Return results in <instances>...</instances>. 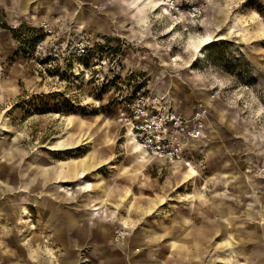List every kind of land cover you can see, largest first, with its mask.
Instances as JSON below:
<instances>
[{
  "label": "rangeland",
  "instance_id": "rangeland-1",
  "mask_svg": "<svg viewBox=\"0 0 264 264\" xmlns=\"http://www.w3.org/2000/svg\"><path fill=\"white\" fill-rule=\"evenodd\" d=\"M39 1L31 4L41 16L32 19L22 13L8 23L0 11V151L9 150L0 165L38 189L29 198L17 192V177L3 178L9 187L0 201L40 206L17 221L26 235L61 260L45 217L54 227L64 221L71 264H161L147 254L158 250L177 264H264V0H162L166 6L147 18L135 14L137 0H57L58 18L71 11L63 25L45 20L53 5ZM12 24L67 29L93 46L80 70L44 71L18 52ZM209 34L212 43L192 58L190 37ZM127 90L174 101L186 118L204 115L202 136L184 140L177 165L142 159L128 144L116 123ZM186 165L197 175L179 179ZM70 216L82 218L86 234L66 226ZM185 224L192 248L177 244L173 257ZM96 242L104 244L100 254Z\"/></svg>",
  "mask_w": 264,
  "mask_h": 264
},
{
  "label": "built area",
  "instance_id": "built-area-1",
  "mask_svg": "<svg viewBox=\"0 0 264 264\" xmlns=\"http://www.w3.org/2000/svg\"><path fill=\"white\" fill-rule=\"evenodd\" d=\"M18 52L27 54L45 71H76L84 66L93 44L86 37L74 36L68 30L41 24L38 28H22L12 24ZM101 48L104 45L97 44ZM115 64V60L113 61ZM4 69L0 63V80ZM116 123L153 159L173 162L181 156L184 140L200 136L204 115L196 112L186 118L170 101L152 92L124 91L119 95ZM186 146V145H185Z\"/></svg>",
  "mask_w": 264,
  "mask_h": 264
},
{
  "label": "crops",
  "instance_id": "crops-1",
  "mask_svg": "<svg viewBox=\"0 0 264 264\" xmlns=\"http://www.w3.org/2000/svg\"><path fill=\"white\" fill-rule=\"evenodd\" d=\"M11 1H12V4H10ZM32 1H30V0H10V1L9 0H0V11L3 12L5 21H7L8 23H12L13 21H11V18H19V16H22L21 15L22 13L25 16L30 15V18L35 16V14L38 17L41 16L40 10L37 11V9L34 6L35 3L31 4ZM35 1H37V0H35ZM46 1L50 2L53 5V12L54 13L51 17L45 16V18H44L45 20H48L52 24L59 25V23H62V25H63L65 23L66 19H70V16H71L70 9L68 10V12L61 14L62 15L61 18H58V16H59L58 13L60 11L59 6H61L64 2L69 3V0H64V2L63 1L59 2V3H57V5H56L57 0H40L39 2L45 3ZM23 4H24V7H23ZM35 11H37V12L34 14L33 12H35ZM37 13H39V14H37ZM1 87H2V83L0 85V91L2 90ZM0 152H2L3 156H7V153L9 152V150L4 149V150H1ZM137 153H140V152L137 151ZM140 155H142V154L140 153ZM175 165H177V164H175ZM2 168L3 167L0 165V196L3 192H5V190H7V187H9V186H5V187L3 186V185H7L5 183L6 181L3 180V178H6L7 181L8 180L13 181L17 177L16 178L17 179V185H18L17 189L19 190L17 192L21 193V191L24 189V192L29 195V198L31 196H33L32 195L33 193L38 192L37 182L34 181V179H32L31 177L29 178L28 181H26V178H24V176L21 174V172L16 171L17 169L16 170L14 169L13 174H11V176H9L6 174L5 170H2ZM32 168L35 170L37 169L36 165ZM24 182L27 184V185H25V187L23 186ZM1 186H2V189H1ZM20 186H21V188H19ZM13 197L10 198L7 202L0 201V264H20L17 261V260H21L23 258V255L20 254V252L24 253L25 264H71L72 263V255H71L72 253L68 252L67 245L65 244V240L63 238V235H64L63 229L65 227V225L63 223L64 221L62 222L63 224L62 223L60 224V226L54 227L53 223L48 221V218H47L48 215L45 217V222H46V224H48L46 226V230L51 232L50 235L45 233V236L52 239L53 242H56L58 246H61V248L64 249V254H63L62 259L58 260L55 252L52 251V249H51V252H50L49 248L45 249L47 251L40 250V247L35 245V243L37 244L40 242L39 238L36 235L33 236L31 234H30L31 236H27L26 233L28 231H25V229L23 230L19 226L20 224H18V222L20 223V221H21L20 219H23V218H24V220L27 219L26 216H24V215L22 217V214H24V212H27L28 210L32 211V210H34V208L38 209L40 206L37 204V205H35L36 207L32 208V205L29 207H27L26 205H24V206L19 205V203H15ZM47 209L48 208H46V211H47ZM80 221H82V218L77 219V218H73V216H70L66 219V226H68L69 229L74 228V226L78 227V224L80 223ZM8 224L13 225V228L10 229V231H7ZM172 226H174L173 232L176 231L177 230V221H175ZM185 227L187 228V230H183V227H182L179 238H177V235H176L175 242H173L171 244V248L175 249V251L172 250V252H170L169 254L173 257L177 256V244H179L180 249L192 248V246H190L191 241H188V238L189 237L191 238L192 235H191V233L188 232L189 228L186 224H185ZM101 228H102V226L99 225V230H101ZM76 231L79 234H86V232H87V230L80 229L79 227L76 228ZM171 231H172V227H170V230L167 229L166 231H164V233L166 232L168 234ZM5 238L7 239V242H5ZM92 238L94 240V237H92ZM95 241L100 242V241H105V240H103L99 237ZM141 243H142V241H140L138 244H141ZM97 246H98V252L96 254L102 253L104 250V244L97 243ZM13 248H15L14 251H12ZM156 253L157 254H155L153 252H148L147 254L148 255H157L156 257H158L160 260H162L161 264H177V259H174V261L168 260L167 259L168 257H166L165 253H163L162 251L158 250V252H156ZM189 253H188V256L191 257L189 255ZM152 258H154V256ZM154 260H155V258H154ZM141 262L143 263V261H141Z\"/></svg>",
  "mask_w": 264,
  "mask_h": 264
},
{
  "label": "bare ground",
  "instance_id": "bare-ground-1",
  "mask_svg": "<svg viewBox=\"0 0 264 264\" xmlns=\"http://www.w3.org/2000/svg\"><path fill=\"white\" fill-rule=\"evenodd\" d=\"M159 2H161L162 4H158V3H153L150 0H137V6H135V14H139L142 18H147V16L149 14L155 13L158 11V9H160L161 6L165 7L166 4L164 3V1L162 0H158ZM157 10V11H156ZM35 21V20H34ZM45 21V20H43ZM16 23V22H15ZM82 25V24H81ZM114 26V25H113ZM76 29V28H75ZM118 30V29H117ZM80 32V31H79ZM121 33V32H120ZM214 36V35H213ZM214 40V38L212 37V35H207V37L205 38H192L190 37V39L188 40L187 44H186V49L187 51L190 53L192 58H197L202 56V49L204 47H206L207 45H209L210 43H212V41ZM205 49V48H204ZM0 85H1V81H0ZM174 101H171V103ZM68 121V120H67ZM202 132L200 133V136H202ZM199 136V137H200ZM128 137V141H129V145L134 144L137 147V151L140 152L142 155H140V153H138L142 159L147 158L150 159L151 161H153L154 159L151 158L150 156L146 155L145 152H143L142 150H140V147L138 146V144L130 137V135L127 133L125 138ZM84 139V138H83ZM80 140V139H79ZM77 142V141H76ZM82 143V142H81ZM127 143V142H126ZM192 143V142H191ZM84 144V143H83ZM76 145V144H75ZM187 145L186 143L183 144V146ZM77 146V145H76ZM80 146V144H79ZM82 146V145H81ZM67 150V149H66ZM60 151V150H59ZM138 159V158H137ZM183 158L178 157L177 161H173L170 164L175 165L178 162H180ZM186 168H181V170H176L177 171H181V175L178 177L179 179L182 180H186V179H190L192 177H195L197 174V172L190 167V165H186ZM87 171V170H86ZM79 174V173H77ZM81 178H84V175H80ZM83 184V183H82ZM91 188V184L87 183L85 185L82 186V189L84 191H89ZM107 193V192H106ZM158 203V202H157ZM219 203V202H218ZM103 204H106L105 200L103 201ZM218 207V206H217ZM93 210L98 211L99 208H94ZM199 210V209H198ZM150 211V210H149ZM219 211V210H218ZM147 212V211H146ZM225 227V226H224ZM223 227V228H224ZM230 228V227H229ZM184 235V234H183ZM179 238V237H178ZM181 238V237H180ZM185 240V239H184ZM45 244H47V241H44Z\"/></svg>",
  "mask_w": 264,
  "mask_h": 264
},
{
  "label": "trees",
  "instance_id": "trees-1",
  "mask_svg": "<svg viewBox=\"0 0 264 264\" xmlns=\"http://www.w3.org/2000/svg\"><path fill=\"white\" fill-rule=\"evenodd\" d=\"M14 35V38L16 37V35L15 34H13Z\"/></svg>",
  "mask_w": 264,
  "mask_h": 264
}]
</instances>
